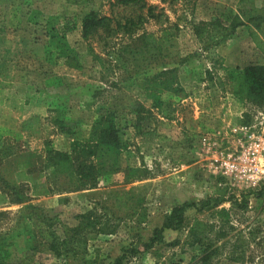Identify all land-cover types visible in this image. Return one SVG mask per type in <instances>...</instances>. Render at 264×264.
<instances>
[{
    "label": "rangeland",
    "instance_id": "374dc122",
    "mask_svg": "<svg viewBox=\"0 0 264 264\" xmlns=\"http://www.w3.org/2000/svg\"><path fill=\"white\" fill-rule=\"evenodd\" d=\"M145 1L156 7L154 12L159 18L145 17L144 30L159 34L169 24L178 25L174 46L164 55L162 64H175L182 91L179 94L165 91L163 105L157 110L143 89L145 79L160 67L156 70L150 66L145 71L140 70L144 64L120 60L117 51L128 41L121 33L105 41L100 40V35H91L87 40L81 36L80 20L87 11L95 9L100 15L120 18L125 13H134L136 8L117 6L115 0H89L79 5L66 0H0V175L12 182L24 167L32 170L33 175L41 170L46 176L50 172L47 146L69 151L72 138L94 139L91 125L98 114L115 113V122L121 129L120 140L125 145L119 155L121 169L102 178L96 189L71 193L66 189L72 182L60 176L55 194L32 198L31 203L53 220L50 228L34 216L25 219L34 213L24 210V205L0 207V212L7 213L0 217V235L14 231L7 241L11 255L4 259V264H70L71 254L67 259L65 255L56 257L49 250L47 233L52 231L57 242L65 236L68 239V233L72 236L69 231L80 226L78 214L88 210H92L97 220H93L95 225L89 230L79 231L78 239H86V254L79 240L78 244L75 241L77 256L95 260L96 264H116V259L118 264H169L178 257L181 264H193L191 257L198 250L183 246L187 228L165 231L163 242L147 250L145 242L175 205L208 197L224 199L218 209L225 208L228 219L218 218L212 210L198 213L193 208L187 211V219L196 218L209 224L207 237L221 248L213 264H264V195L257 197L264 188V173L257 182L249 181L248 173L245 174L252 166L264 170V108L242 104L243 112L250 114V123L242 124L247 129L237 130L235 117L230 115V129L215 132L211 141L202 133L199 142L189 136L190 128L191 131L196 128L194 124L206 123L205 118L195 115L193 103L199 109L215 107L217 116L224 108L234 114L235 108L223 95L226 92L224 78H220L223 69L226 65L247 63L249 60L240 57L250 50L252 56L258 54L253 44L250 49L232 47L229 37L219 38L220 29L216 26L206 27L200 37L192 29L193 23L214 18L228 27L238 0ZM252 1L264 6V0ZM141 12L146 16V8ZM33 13L35 18L31 17ZM50 15L76 17L77 27L67 34V40L80 68L67 66L53 54L45 55L46 36L37 23L43 24ZM219 47L226 58L217 52ZM208 89L215 93L209 101L204 100ZM218 103L225 104L223 109ZM140 104L144 107L140 116L145 119L137 127L134 113ZM57 116L65 124L63 127L56 124ZM252 133L256 142H250ZM237 156L240 157L235 161ZM226 160L240 163L239 172L220 167ZM128 168L134 169V173L126 182ZM123 192L131 197L125 196L126 202L119 208L116 197ZM243 195L247 201L245 209L230 204L231 196L242 202ZM60 199L65 202L59 203ZM133 210L138 214L144 212L146 222L137 225L136 217L130 216ZM174 240L179 244L169 246L168 242ZM131 248L139 250L138 253L133 254Z\"/></svg>",
    "mask_w": 264,
    "mask_h": 264
},
{
    "label": "trees",
    "instance_id": "16d2710c",
    "mask_svg": "<svg viewBox=\"0 0 264 264\" xmlns=\"http://www.w3.org/2000/svg\"><path fill=\"white\" fill-rule=\"evenodd\" d=\"M88 1L66 0L67 3L74 5ZM115 3L123 8H136L137 11L132 14L131 12L125 13L119 18V15H100L97 10L91 9L80 20L81 36L84 40H87L91 35H100L99 38L102 41L108 40L118 33L127 36L128 41L123 43L117 51V56L120 60L126 64L133 62L144 64L140 70L143 69L145 71L150 66H153L156 70L158 69L157 66L160 67L155 74L145 79L146 87L143 89L146 98L151 101L152 107L159 108L163 105L162 94L165 91H170L174 94H179L182 91L178 84L175 64L173 66H164L162 64L164 55L174 46L178 25L176 23L169 24L163 27L159 34L147 32L142 27L147 20L145 17L159 18V15L154 12L155 6L148 5L145 0H115ZM144 8H146V16L141 12ZM36 13H33L31 17L35 18ZM229 22L227 27L224 26L219 18H214L211 21L201 20L193 23L192 29L194 34L200 37L206 27L216 26L220 29L219 38L222 39L231 37L239 27L246 29L249 38L260 54L261 61L246 65L243 68L227 71L223 82L224 90L232 94L243 105L250 104L255 108H264V6H257L252 0H238ZM77 24L76 17L73 15H50L43 24L39 25L37 23L44 30V35L46 36L45 55L51 57L53 54L56 59L62 60L67 66L80 68L77 64L76 53L67 40V34L76 29ZM141 72L138 71L137 73ZM61 109L65 110L64 108ZM142 112H144V107L140 104L134 113L137 127L145 119L140 116ZM62 114L65 113L62 112ZM56 121L59 127L65 125L58 116ZM240 122L243 125L249 124L250 114L244 112ZM91 129L94 139L79 141V139L72 138L70 143L71 150L69 151L52 150L49 145L47 146V169L50 171L49 174H46L47 177L41 170L37 175H33L32 170L24 167L17 172L12 182H8L0 175V207L5 205H24V210L27 209L34 213L25 219L34 216V218L42 220L47 225V228H50L53 226V220L47 217L43 210L31 203L32 198L55 193V183H58L60 176L72 182V185L66 191L77 192L95 188L102 178L117 173L121 169L119 155L125 145L120 140L121 129L118 128L115 122V113L108 112L104 116L103 114H98L91 125ZM4 154L7 156V153ZM132 173H134V169L128 168L125 176L126 182H129L131 175H133ZM263 195L264 188L257 193V197H262ZM125 196L131 197L130 193L127 194L126 192L118 194L116 197V205L119 208L126 202ZM245 197L243 195L244 199L242 202H238L237 198L231 196L229 199L230 204L237 205L240 209H245L247 205ZM63 202H65L63 199L59 200V203ZM223 202V198L208 197L196 202L185 201L175 205L168 214L163 216L161 224L153 229L152 235L145 242L144 250L162 243L165 231H178L187 228V240L183 246L198 250V253L191 257V262L194 261L195 263L193 264H213V260L219 254L221 248L216 245V242H212L207 237L209 224L196 218L189 221L187 219V211L192 208L198 213L212 210L218 218L228 219L229 213L227 210L225 208L218 209ZM126 208L127 205L125 206ZM84 213L77 216L80 220V226L69 231L72 236H75L74 239L68 233V239L65 236L57 242L56 235L50 231L47 233V238L50 240L48 246L56 257L65 255V258H67L66 256L71 254L72 256L69 259L71 262L77 260L81 264H96L95 260L88 261L83 256H77L79 251L75 249L76 243L78 244L80 240V244L83 246V254H86L84 246L86 239L83 237L78 239L80 238L79 231L82 233L84 230H89L90 227L95 225L93 220H97L96 217H93L92 210ZM6 214L5 211H2L0 212V217ZM130 216L131 218L136 217L137 225L143 224L147 220L145 213L141 212L138 214L137 210H133ZM25 219H22V221H25ZM13 233L14 231L5 236L0 235V264H4V259L11 255L7 241L12 237ZM178 244V240L168 242L169 246H177ZM131 249L133 254H137L139 251L136 248ZM73 254L75 255L73 256ZM120 259H124V256H121ZM118 261L116 259V264H118ZM169 264H181L179 257L178 259H172Z\"/></svg>",
    "mask_w": 264,
    "mask_h": 264
},
{
    "label": "crops",
    "instance_id": "0c3cea01",
    "mask_svg": "<svg viewBox=\"0 0 264 264\" xmlns=\"http://www.w3.org/2000/svg\"><path fill=\"white\" fill-rule=\"evenodd\" d=\"M241 36H245V37H241ZM230 39H231V41H232V44H233V46L232 47H234V48H237V49H241L243 46H246V48L247 49H250V45H252L253 43H252V41H251V39L249 38V36H248V34H247V31H246V29L244 28V27H239L236 31H235V33L231 36V37H229ZM233 38V39H232ZM230 39H229V41H230ZM247 40L249 41L248 42V44H247ZM226 41H228L227 39H226ZM226 41H225V43H226ZM230 43V42H229ZM227 45V44H226ZM254 45V44H253ZM255 47V46H254ZM220 49L222 50L223 48L222 47H219L218 49H217V52L221 55V56H223L224 58H226V56L225 55H223V52H220ZM251 49H253V48H251ZM250 52H253V51H249V52H247V54H246V56L245 57H240V60H249V61H247V63H245L244 65H231V66H227L226 64V66H227V68H226V66H225V68L223 69V70H225V72H224V74L223 75H221V79H223L225 76H226V74H227V71H229V70H233V69H235V68H243L244 66H246V65H249V64H255V63H257V62H260L261 60H259L260 59V56H259V52H258V54L256 53L255 54V56L253 55L252 56V54L250 53ZM221 74V73H220ZM181 78H184L183 76H181ZM209 88H210V86H209ZM226 91V90H225ZM212 92H214V91H212ZM213 94H215V93H211V90L210 89H208V91L207 92H205V95H204V100H212L213 98ZM217 95V94H216ZM216 95H214V96H216ZM219 95V94H218ZM223 95H226L225 96V99L226 100H228L229 102V104L232 106L231 108H235V112H234V114H232V112H231V110H229V108H228V110L227 109H225L224 108V110H223V113L220 115V116H217L216 115V108L215 107H213V108H210V107H207L206 109H199L200 107H198L197 106V104L196 103H193V105H194V113H195V115L196 116H202L203 118H205V119H203V121L204 122H206V123H204V126H202V125H200V126H198V125H196V124H194L195 126H196V128H194L192 131H191V128H190V131H189V136L191 137V139H196V141L197 142H199V140H200V138H201V135L202 134H206V136L209 138V140L211 141V135H213V134H215V132L216 133H224V132H227V130L228 129H230V126H229V124L231 125L232 124V122H230V119H229V117H230V115H233L234 117H235V119H233L234 120V122H237V130H240V129H242L243 128V126H242V124H241V118H242V114L244 113L243 112V110H242V104L237 100V99H235L233 96H232V94H230L228 91H226V92H224V94ZM162 96H163V94H162ZM188 96V98H190L189 96L190 95H187ZM186 96V97H187ZM185 97V98H186ZM164 98L162 97V100H163ZM184 99V98H183ZM222 99H224V98H221V100ZM148 100V99H147ZM194 100L195 101H197V99L196 98H194ZM150 101V100H149ZM164 101V100H163ZM207 101V102H208ZM150 104H151V101H150ZM219 105H221L220 103H218ZM224 103L221 105V107L220 108H222V106L224 107ZM156 110L158 109V108H155ZM223 109V108H222ZM203 111H206L207 113H206V115H204L205 113H203ZM243 112V113H242ZM156 115H157V113H156ZM222 115H223V118H222ZM157 117H158V119L159 120H162V117L159 115V113H158V115H157ZM216 117L220 120H216ZM208 120H211V123L209 122V124L207 123L208 122ZM175 121H177V118H175ZM181 122H183L182 120H181ZM233 122V123H234ZM236 124V123H235ZM228 125V126H227ZM189 129V128H188ZM231 129H233V128H231ZM218 131V132H217ZM202 133V134H201ZM200 134V135H199ZM203 140L204 141H206V138L204 137L203 138ZM208 139H207V141H209ZM193 142H194V140H192ZM160 143V142H159ZM211 143V142H210ZM157 145V144H156ZM159 145V144H158ZM194 164H196V162L194 163ZM94 189H96V187L95 188H92L91 190H94ZM87 191V189H84V190H81V191H77V192H74V193H85ZM72 193V192H71ZM53 194H55V193H53ZM198 201V200H197Z\"/></svg>",
    "mask_w": 264,
    "mask_h": 264
},
{
    "label": "built area",
    "instance_id": "2783aa9c",
    "mask_svg": "<svg viewBox=\"0 0 264 264\" xmlns=\"http://www.w3.org/2000/svg\"><path fill=\"white\" fill-rule=\"evenodd\" d=\"M242 129H247V127L245 126V127H243ZM248 129H250L249 127H248ZM249 139H250V142H256L255 140H254V134L252 133L251 135H249ZM262 142H263V155H264V138L262 139ZM239 157L240 156H237V157H235L234 158V160L235 161H237L238 159H239ZM239 164L240 163H237V162H234V161H224L223 163H221V165H220V167H223V165H224V167H225V169L228 171V169H231L230 171L232 172V171H238L239 172V169L240 168H238V166H239ZM242 171H245V169H241ZM240 170V171H241ZM248 173V180L249 181H251V182H257V179H259V175L260 174H263L264 173V170H259V169H256V166H252V167H250V168H248L247 170H246V173L245 174H247Z\"/></svg>",
    "mask_w": 264,
    "mask_h": 264
}]
</instances>
